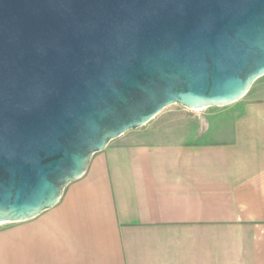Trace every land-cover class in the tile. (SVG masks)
I'll list each match as a JSON object with an SVG mask.
<instances>
[{
	"label": "water",
	"instance_id": "water-1",
	"mask_svg": "<svg viewBox=\"0 0 264 264\" xmlns=\"http://www.w3.org/2000/svg\"><path fill=\"white\" fill-rule=\"evenodd\" d=\"M263 75L264 0H0V223L165 107L226 106Z\"/></svg>",
	"mask_w": 264,
	"mask_h": 264
},
{
	"label": "crops",
	"instance_id": "crops-1",
	"mask_svg": "<svg viewBox=\"0 0 264 264\" xmlns=\"http://www.w3.org/2000/svg\"><path fill=\"white\" fill-rule=\"evenodd\" d=\"M232 104L161 110L94 153L25 264H264V100Z\"/></svg>",
	"mask_w": 264,
	"mask_h": 264
},
{
	"label": "rangeland",
	"instance_id": "rangeland-1",
	"mask_svg": "<svg viewBox=\"0 0 264 264\" xmlns=\"http://www.w3.org/2000/svg\"><path fill=\"white\" fill-rule=\"evenodd\" d=\"M264 100V75L256 79L247 93L239 99L232 107L237 108L238 105L247 101ZM178 104H172L162 110L159 117L165 115V113H172L173 117H183L181 107L176 106ZM190 112H187V114ZM184 115L185 112H184ZM189 115V114H188ZM151 120L150 123H152ZM144 127L136 128L131 134H137L143 131ZM89 165V164H88ZM75 182L69 183L63 190V194L60 200L50 209L46 210L38 217L18 222H5L0 223V264H25L24 259V237L29 233V240L32 243L31 246L40 245V239L37 242L35 240V231L40 228L42 224L48 223L51 220L56 219L58 214L68 213L69 209L73 207V199L75 197ZM34 241V243H33ZM31 247V250L33 249Z\"/></svg>",
	"mask_w": 264,
	"mask_h": 264
}]
</instances>
